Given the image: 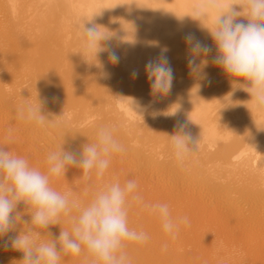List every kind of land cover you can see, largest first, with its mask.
<instances>
[{
	"label": "bare ground",
	"instance_id": "bare-ground-1",
	"mask_svg": "<svg viewBox=\"0 0 264 264\" xmlns=\"http://www.w3.org/2000/svg\"><path fill=\"white\" fill-rule=\"evenodd\" d=\"M193 2L0 0V147L46 172L50 152L62 146L78 153L96 142L99 128L112 127L125 150L112 156L103 178L93 172L85 181L81 169L70 167L65 176L51 178V187L87 204L105 184L135 180L143 204L166 203L174 220L187 217L173 238L157 216L131 202L128 227L149 238L142 244L126 242L129 264H264V113L256 111L248 93L237 90L230 96L237 78L211 63L215 41L198 21L184 16ZM84 19L108 32L111 39L101 45L115 49L119 64H112L106 52L97 56L84 48ZM203 23L212 26L211 20ZM190 32L213 49L200 57L209 60L210 83L188 73L183 37ZM165 46L173 87L167 95H152L144 65ZM97 60L107 77L95 67ZM133 69L139 70L138 78L131 77ZM19 79L29 80L31 96L24 89L27 80ZM45 97L42 125L19 118L22 104L38 107ZM120 97L136 98L145 110L132 109L130 100ZM178 122H186L199 141L183 164L170 147ZM18 212L16 234L31 228L40 242H49L62 228L71 230L68 217L42 229L31 224L30 206ZM0 252V264L23 259L12 249ZM59 264H91V257L69 254Z\"/></svg>",
	"mask_w": 264,
	"mask_h": 264
},
{
	"label": "clouds",
	"instance_id": "clouds-1",
	"mask_svg": "<svg viewBox=\"0 0 264 264\" xmlns=\"http://www.w3.org/2000/svg\"><path fill=\"white\" fill-rule=\"evenodd\" d=\"M184 16L198 21L215 41L216 54L211 63L237 78L232 82L230 96L242 90L249 94L256 111L264 113V0H194L190 14ZM240 17L246 18L247 22ZM208 20H211V27L203 23ZM102 28L90 19H84L83 46L86 50H94L97 56L106 52L112 64H119L121 57L115 49L101 45L102 41L111 39L108 32H101ZM183 40L188 46L189 75L197 80H208L205 68L209 60L200 57H208L213 52L212 47L191 32L186 33ZM169 51L163 47L154 60L150 59L144 65L152 95H167L173 87L175 74L167 55ZM95 67L101 70L102 76L109 75L101 61L97 60ZM139 75V70H132V78ZM194 88L197 92L200 85ZM120 98L130 100L132 109L145 110L146 106L136 98ZM55 100L56 97H52V101ZM48 102L45 97L38 107L22 104L18 109L19 118L42 125L46 119L41 114L42 109ZM114 131L112 127L99 128L96 142L84 144L78 153L62 146L59 151L50 152L46 158V172L31 166L26 157L0 147V249L21 252L20 264H59L62 256H79L82 252L91 257V264H129L124 252L126 242L142 244L149 238L144 231L129 229L127 217L131 202L141 204L157 216L164 232L175 238L180 225L187 223V217L174 220L166 203L143 204L135 180H127L123 185L118 180L105 184L87 204L51 187V178L65 176L70 167L81 169L85 181L93 172L98 179L103 178L112 156L125 150ZM169 136L172 156L179 164L198 150L199 141L187 130L186 122H178L174 134ZM12 139L9 135L8 140L11 142ZM21 203L30 206L32 225L47 229L50 225L60 224L61 216H64L70 219L71 230L62 228L59 236L49 242H40V234L31 228L16 234V224L21 219L16 209Z\"/></svg>",
	"mask_w": 264,
	"mask_h": 264
},
{
	"label": "rangeland",
	"instance_id": "rangeland-1",
	"mask_svg": "<svg viewBox=\"0 0 264 264\" xmlns=\"http://www.w3.org/2000/svg\"><path fill=\"white\" fill-rule=\"evenodd\" d=\"M19 80H20V79H19ZM23 80H25V79H22V81H21V80H20V81L23 82V83L25 84V83H26L25 81H26L27 79H26L25 81H23ZM24 84H21V85H24ZM27 84H28V86H27ZM29 84H30V83H29V80H27V83L25 84L26 87H25V85H24L25 88L23 87L25 90L28 89V90L26 91V94H27V95H28L29 92H30L29 95L32 94V93H31L32 90L30 89L31 87L29 88ZM21 87H22V86H21ZM28 91H29V92H28ZM29 95H28V96H29ZM30 96H31V95H30ZM27 99H30V98L27 97ZM27 101L29 102L30 100H27ZM21 205H22V203H21V204H18L17 209H18V207H19L20 210H22L23 207L25 208V205H24V204H23V207H21ZM26 207H27V206H26ZM17 209H16V210H17ZM19 209L17 210V212L19 211ZM18 213H19V212H18ZM0 254H1V252H0Z\"/></svg>",
	"mask_w": 264,
	"mask_h": 264
}]
</instances>
